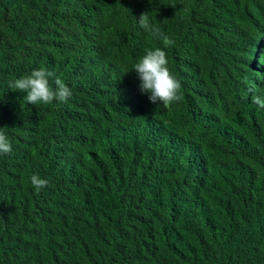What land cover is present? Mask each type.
Here are the masks:
<instances>
[{"label":"trees","instance_id":"trees-1","mask_svg":"<svg viewBox=\"0 0 264 264\" xmlns=\"http://www.w3.org/2000/svg\"><path fill=\"white\" fill-rule=\"evenodd\" d=\"M151 22L167 47L142 29ZM162 48L183 99L133 65ZM53 71L66 103L9 82ZM264 0H0V264H264ZM48 185L37 192L30 176Z\"/></svg>","mask_w":264,"mask_h":264},{"label":"clouds","instance_id":"clouds-1","mask_svg":"<svg viewBox=\"0 0 264 264\" xmlns=\"http://www.w3.org/2000/svg\"><path fill=\"white\" fill-rule=\"evenodd\" d=\"M137 22L153 38L162 40L166 47L173 43L159 26L151 22L147 12L142 13ZM133 70L140 81V91L147 93L153 104L162 103L165 107H169L183 99L181 82L168 67L167 55L162 48L146 49L145 54L134 63ZM9 88L26 92L24 99L27 103L34 105L51 104L54 100L66 103L73 94L55 72L45 68L33 69L29 75L10 81ZM252 102L264 108V98L254 95ZM5 127H0V155L13 151L12 144L4 130ZM30 183L39 192L49 182L41 178L39 174L33 173L30 176Z\"/></svg>","mask_w":264,"mask_h":264}]
</instances>
